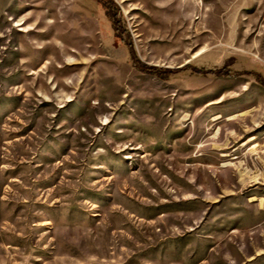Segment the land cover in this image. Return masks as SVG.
Here are the masks:
<instances>
[{
  "label": "rangeland",
  "instance_id": "1",
  "mask_svg": "<svg viewBox=\"0 0 264 264\" xmlns=\"http://www.w3.org/2000/svg\"><path fill=\"white\" fill-rule=\"evenodd\" d=\"M0 264H264V0H0Z\"/></svg>",
  "mask_w": 264,
  "mask_h": 264
},
{
  "label": "trees",
  "instance_id": "2",
  "mask_svg": "<svg viewBox=\"0 0 264 264\" xmlns=\"http://www.w3.org/2000/svg\"><path fill=\"white\" fill-rule=\"evenodd\" d=\"M142 65H143V63H142ZM193 69H195L196 71H198L196 68H193ZM166 71H170V69H167ZM222 70H220V72H221ZM209 73H212V71H209Z\"/></svg>",
  "mask_w": 264,
  "mask_h": 264
}]
</instances>
